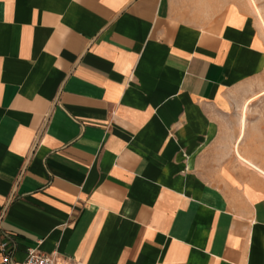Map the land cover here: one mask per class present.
Returning a JSON list of instances; mask_svg holds the SVG:
<instances>
[{
  "label": "crops",
  "instance_id": "1",
  "mask_svg": "<svg viewBox=\"0 0 264 264\" xmlns=\"http://www.w3.org/2000/svg\"><path fill=\"white\" fill-rule=\"evenodd\" d=\"M254 2L0 0L11 264H264Z\"/></svg>",
  "mask_w": 264,
  "mask_h": 264
},
{
  "label": "built area",
  "instance_id": "2",
  "mask_svg": "<svg viewBox=\"0 0 264 264\" xmlns=\"http://www.w3.org/2000/svg\"><path fill=\"white\" fill-rule=\"evenodd\" d=\"M12 251L13 245L10 240L7 239L0 243L3 264H11L10 255ZM20 264H77V262L73 258L57 252L45 254L39 252L37 248H28L26 257Z\"/></svg>",
  "mask_w": 264,
  "mask_h": 264
},
{
  "label": "bare ground",
  "instance_id": "3",
  "mask_svg": "<svg viewBox=\"0 0 264 264\" xmlns=\"http://www.w3.org/2000/svg\"><path fill=\"white\" fill-rule=\"evenodd\" d=\"M252 1H253V4H254L256 11L259 12V9L257 8V5L255 4L254 0H252ZM261 20H262V24L264 26V20L262 19V17H261Z\"/></svg>",
  "mask_w": 264,
  "mask_h": 264
}]
</instances>
